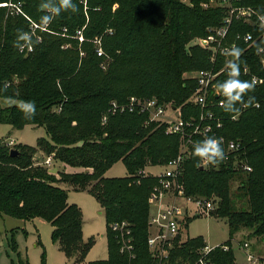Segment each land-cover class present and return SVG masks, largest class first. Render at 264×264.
Masks as SVG:
<instances>
[{"label": "trees", "instance_id": "trees-1", "mask_svg": "<svg viewBox=\"0 0 264 264\" xmlns=\"http://www.w3.org/2000/svg\"><path fill=\"white\" fill-rule=\"evenodd\" d=\"M210 1L73 0L78 12H64L41 27V0H0V4L7 3L0 5V88L7 85V92H0V123L17 129L43 127L47 132L36 146L15 143L12 148L1 141L0 218L51 222L53 241L75 263L83 262L93 241L84 240L82 211L69 202L63 187L67 184L96 197L106 217L109 257L89 264H156L148 236L150 196L158 179L137 173L162 168L178 157L183 139L168 133L165 125L148 122L146 112L111 114L109 109L114 100L127 102L138 96L182 107L186 119L200 118L201 107L189 101L197 81L186 77V71H217L231 59L217 54L220 60L214 63L212 49L190 46L193 39L208 37L210 28L224 23L227 7L205 8L203 3ZM237 5L264 10V0H241ZM18 30L39 37L34 50L20 52L14 47ZM247 33L254 36L250 43L244 40ZM227 44L243 50L238 61L240 79H263L249 93L259 107L236 113H226L218 104L211 107L222 127L213 122L216 129L210 136L237 140L241 148L218 166L201 169L189 144L180 182L186 196L217 203L214 212L227 220L231 239L244 229L250 231L248 237L264 238V51L256 47H264V31L258 19H234ZM226 78L222 72L215 84ZM6 97L34 101L35 118L24 120L17 108L3 105L1 99ZM210 97L222 98L214 93ZM202 139L197 135L193 141ZM12 149L18 155L13 156ZM119 161L124 162L127 175L107 177ZM242 163L251 165L253 171H244ZM50 167L58 168L57 174L50 173ZM115 222L130 225L136 259L121 252L120 235L111 228ZM205 245L200 239L188 238L172 250L170 263L195 260ZM211 259L215 264H237L231 247L216 248Z\"/></svg>", "mask_w": 264, "mask_h": 264}, {"label": "built area", "instance_id": "built-area-1", "mask_svg": "<svg viewBox=\"0 0 264 264\" xmlns=\"http://www.w3.org/2000/svg\"><path fill=\"white\" fill-rule=\"evenodd\" d=\"M217 5L227 7V16L225 17L222 26L215 28L212 33L200 40V45L204 48L212 49L214 54H223L224 49L230 48L232 45L227 44V38L230 27L234 19H243L246 22H251L253 17H256L258 11L252 6L237 5L241 0H213ZM205 8H208L209 3H203ZM259 23V21H258ZM80 40L83 41V35H80ZM244 40L250 43L254 40L251 33L244 35ZM100 44V41H96ZM236 45V44H235ZM101 47L98 48V54L103 55ZM248 72V69H246ZM223 71H214L213 69H202L195 71L190 77L197 81V88L190 98V102L200 106L202 114L200 118L192 117L186 119L183 116L182 107H176L171 103H162L157 98H142L132 96L127 102H111L109 113L118 114L124 112H146L148 114V122H157L160 125H165L166 130L170 134H179L183 139V144L178 157L170 160L164 165L161 171L152 172L148 169L140 170L138 176L154 175L158 179V183L154 186L151 196V215L149 219V236L148 245L156 264H171V252L177 246L183 243L182 225L189 214V207L182 206L181 202L194 201L195 205L192 210L197 215L209 214L216 210L217 203L213 199L195 198L186 196L184 186L180 182L184 160L189 152V144H194L195 137L201 135L202 138L210 136L215 131L213 122L218 121L217 128L222 127V122L217 119L211 107L215 104L220 106V100H214L210 96L212 93L217 98H220L216 93L215 80ZM258 83L263 79L254 76ZM108 115H105L103 121L106 122ZM223 138L224 151L226 155L236 153L241 148V143L237 140H227ZM6 144L13 148L14 140L6 141ZM227 156V159L229 158ZM226 159V160H227ZM50 163V159L46 161ZM201 167H211L201 162ZM241 168L246 172L253 171V168L248 163H242ZM170 194V195H169ZM177 198H180L177 200ZM112 230L118 232L121 241V252L128 255L130 260L136 259L135 247L133 245L132 230L126 222H115L111 225ZM224 250H229V245L218 246ZM218 247H209L205 245L198 251V257L195 260H187L178 262V264H212L211 253ZM244 250L247 253V260L252 263L259 261L258 256L250 252L251 243L245 241L243 244Z\"/></svg>", "mask_w": 264, "mask_h": 264}, {"label": "rangeland", "instance_id": "rangeland-1", "mask_svg": "<svg viewBox=\"0 0 264 264\" xmlns=\"http://www.w3.org/2000/svg\"><path fill=\"white\" fill-rule=\"evenodd\" d=\"M208 3L209 7L217 6L213 0ZM0 5L6 6L7 3ZM215 28H210V30ZM201 39L204 37L193 39L190 46L200 45ZM219 60L218 55L215 54L211 58L214 63H219ZM217 71L227 73L225 65H222ZM194 72V68H190L186 71L185 76L190 77ZM244 73L249 72L245 71ZM1 101L3 105L8 104L7 100L1 99ZM43 137H47L46 129L43 127L26 126L24 129H17L11 124L0 123V143L14 140L16 144L36 146L39 138ZM40 155L41 159L44 160L45 155ZM53 168L55 167H50V170ZM66 168L71 170L70 167ZM162 169L158 167L148 168L152 172H159ZM126 175L127 169L123 161L114 164L106 173L107 177ZM63 187L68 193L69 202L76 204L82 211L84 240L93 241L84 261L75 263V259L67 256L60 249L59 244L53 241L51 222L42 218L22 220L6 216L0 218V264H21L23 262L27 264H89L92 261L108 259V226L100 202L88 191H77L67 184H64ZM236 189L237 186L233 182L232 191L235 192ZM181 205L188 206L190 209L182 225L183 243L188 238L200 239L209 247H218L230 242L229 246L234 250L237 264H264V238L248 237L250 231L244 229L231 239L230 228L226 219L217 217L214 211L197 216L196 212L192 210L195 205L194 201L184 200ZM245 241L251 243L250 252L258 256L259 261L257 263L247 260V253L243 247ZM212 264H215L214 261Z\"/></svg>", "mask_w": 264, "mask_h": 264}, {"label": "clouds", "instance_id": "clouds-1", "mask_svg": "<svg viewBox=\"0 0 264 264\" xmlns=\"http://www.w3.org/2000/svg\"><path fill=\"white\" fill-rule=\"evenodd\" d=\"M39 10L43 13L40 16L39 23L41 27L49 26L58 16L64 12L76 13L79 11L77 4L73 0H41L38 5ZM259 21V29L264 31V10L256 12ZM40 43L39 37L34 32L18 30L14 47L23 52L25 50L32 51L36 45ZM257 51H264V47L260 44ZM243 50L233 44L230 48L224 49L223 54L231 57L226 62L227 78L216 85V93L221 96L220 107L226 113L240 112L251 106L259 107L256 98L249 95L255 91L256 78L249 80L240 79L241 69L238 63ZM0 92H7V85L0 88ZM247 97V99H246ZM9 107L17 108L22 114L24 120H33L36 116V104L31 100H17L6 97ZM223 138L215 136H205L202 140L193 144V155L206 165L218 166L227 159L224 151Z\"/></svg>", "mask_w": 264, "mask_h": 264}, {"label": "water", "instance_id": "water-1", "mask_svg": "<svg viewBox=\"0 0 264 264\" xmlns=\"http://www.w3.org/2000/svg\"><path fill=\"white\" fill-rule=\"evenodd\" d=\"M11 153L13 156H15V155H18L19 152L17 149H12ZM201 169H204V168L201 167ZM57 172H58V168H56V167L50 170V173H52V174H56Z\"/></svg>", "mask_w": 264, "mask_h": 264}]
</instances>
